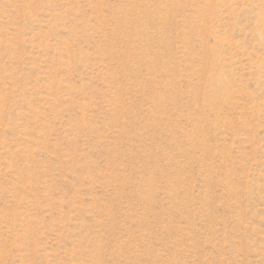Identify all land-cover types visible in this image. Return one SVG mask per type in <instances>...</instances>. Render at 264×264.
Segmentation results:
<instances>
[{
  "label": "rangeland",
  "instance_id": "1",
  "mask_svg": "<svg viewBox=\"0 0 264 264\" xmlns=\"http://www.w3.org/2000/svg\"><path fill=\"white\" fill-rule=\"evenodd\" d=\"M0 264H264V0H0Z\"/></svg>",
  "mask_w": 264,
  "mask_h": 264
}]
</instances>
